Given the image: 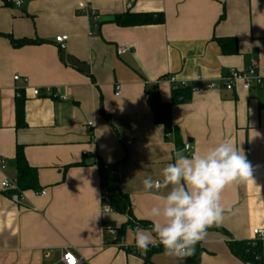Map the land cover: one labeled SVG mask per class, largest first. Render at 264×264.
I'll return each instance as SVG.
<instances>
[{
	"label": "crops",
	"instance_id": "obj_1",
	"mask_svg": "<svg viewBox=\"0 0 264 264\" xmlns=\"http://www.w3.org/2000/svg\"><path fill=\"white\" fill-rule=\"evenodd\" d=\"M93 11L100 15L96 23ZM128 13L161 14L164 21L119 24ZM65 34L61 50L55 37ZM230 37L238 41L236 54H224L218 44ZM11 38L33 43L17 47ZM263 60L264 0H22L19 6L0 0V264H65L62 249L71 247L77 264H187L163 248L135 246L134 229L151 228L147 213L168 191L145 192L142 180L160 179L188 142L204 155L224 141L245 155L252 179L223 189L221 203L231 211L197 243L200 261L249 264L230 242H249L254 229L264 230V86L204 85ZM171 74L199 88L172 104L177 138H167L155 122L147 90L151 82L171 103L165 79ZM37 88L43 93L36 96ZM18 146L37 169L39 187L15 202L14 191L1 184L17 174ZM99 162L120 163L118 185L134 224L126 214L103 211ZM41 190L46 194L37 195ZM258 240L264 264V238Z\"/></svg>",
	"mask_w": 264,
	"mask_h": 264
},
{
	"label": "clouds",
	"instance_id": "obj_2",
	"mask_svg": "<svg viewBox=\"0 0 264 264\" xmlns=\"http://www.w3.org/2000/svg\"><path fill=\"white\" fill-rule=\"evenodd\" d=\"M187 152V146L177 151L173 162L161 169L160 179L149 175L142 180L145 192L168 191L147 213L152 218L151 228L134 229L135 246L140 250L158 242L167 256L183 259L192 255L207 228L220 224L231 211L221 203L223 189L252 179V166L229 141L204 155Z\"/></svg>",
	"mask_w": 264,
	"mask_h": 264
},
{
	"label": "trees",
	"instance_id": "obj_3",
	"mask_svg": "<svg viewBox=\"0 0 264 264\" xmlns=\"http://www.w3.org/2000/svg\"><path fill=\"white\" fill-rule=\"evenodd\" d=\"M123 17V16H122ZM164 21L163 15H153L149 13H128L124 15L123 19H117V22L122 25H140L146 23H162ZM218 44L224 54H236L238 53V41L234 37L230 38H218ZM11 42L15 46H21L27 43H33L29 40H15L11 38ZM149 103L154 113V119L156 123L163 126L165 135L167 138L170 135L178 137V129L174 126L171 116L172 104L186 102L190 99L192 90L190 87H178L173 89L171 103H164L159 97L156 88L147 87ZM16 117L18 127H23L25 124L23 102L17 101ZM15 160L17 162V184L20 191L25 189H38V176L37 169L27 162L22 147L18 146ZM120 163H114V165H107L99 162V174H100V189L101 193L106 194L108 197L107 203L111 206L112 210L122 214H126L130 218L129 223H133L132 215L130 211V204L128 198L123 194L118 185V167ZM230 246L235 253L242 260H245L249 264H263L262 260V245L258 239L250 240L249 242H237L231 241ZM150 250V247L149 249ZM156 250V249H153ZM158 250V249H157ZM202 248L197 244L194 246L192 255L186 257L187 264H201L200 255Z\"/></svg>",
	"mask_w": 264,
	"mask_h": 264
},
{
	"label": "built area",
	"instance_id": "obj_4",
	"mask_svg": "<svg viewBox=\"0 0 264 264\" xmlns=\"http://www.w3.org/2000/svg\"><path fill=\"white\" fill-rule=\"evenodd\" d=\"M21 3H17V5H21ZM91 17L92 20L96 23L100 19V15L97 11L91 12ZM67 39L68 35H58L55 37V41L57 42L59 48L61 50H65L67 47ZM129 49L128 46L122 47L119 50V54H124L127 50ZM202 75L197 77V81L202 80ZM16 81L20 80L19 76H15L14 78ZM168 83L172 84L173 89H177L178 87H190L192 91H196L199 88L195 86H190L189 82L184 81V80H179L178 76L175 74L168 75L166 78ZM148 87L150 88H155L151 82H147ZM180 83V84H179ZM264 86V60L262 62H257L254 61L250 65L249 68H246V70H233L231 73L225 75L222 77L220 81H208L204 85L205 89L207 90H216V89H226L228 91L241 88L242 90H250L254 87H261ZM116 95L120 94V86H116ZM47 92L52 95L54 94V88L52 89H47ZM43 91L40 88H37L34 90V94L40 95L42 94ZM62 100H66L65 96H61ZM187 146L188 152L185 153L190 154L191 152H194L193 146L191 142H188L184 145L183 149ZM5 166V162L0 159V168ZM3 188L7 189H12L14 191L12 198L15 202H20L23 200V192L19 190L18 184H17V178L9 179V180H4L1 184ZM45 195L46 191L41 190L37 192V195ZM108 197L106 194L101 193V204L103 205V211L104 212H109L112 210L111 206L107 203ZM105 231L109 232L110 234L114 235L117 233L116 228L114 229L112 226H107L105 227ZM254 235L255 239H263L264 238V230L256 228L254 229ZM150 248L154 249H161L163 248L159 243L157 242L155 245H149ZM62 260L65 264H77L78 259L76 255L74 254L72 247L71 248H64L62 249Z\"/></svg>",
	"mask_w": 264,
	"mask_h": 264
}]
</instances>
